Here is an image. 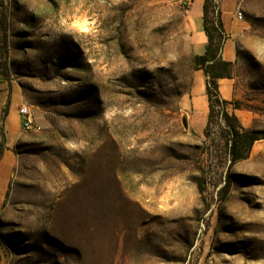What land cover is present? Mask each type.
I'll use <instances>...</instances> for the list:
<instances>
[{
    "label": "rangeland",
    "instance_id": "obj_1",
    "mask_svg": "<svg viewBox=\"0 0 264 264\" xmlns=\"http://www.w3.org/2000/svg\"><path fill=\"white\" fill-rule=\"evenodd\" d=\"M242 12L194 131L180 0H0V264H264V0Z\"/></svg>",
    "mask_w": 264,
    "mask_h": 264
},
{
    "label": "crops",
    "instance_id": "obj_2",
    "mask_svg": "<svg viewBox=\"0 0 264 264\" xmlns=\"http://www.w3.org/2000/svg\"><path fill=\"white\" fill-rule=\"evenodd\" d=\"M205 0H191L186 13L189 23V44L191 55H200L204 52L207 35L203 19ZM247 0H216L220 13L222 29L225 32L220 56L222 60L233 62L236 56L235 39L242 31V21L236 17L237 8L243 10ZM206 80L203 70L193 69L192 85L187 97L183 101V109L187 117V125L194 131H201L207 121L209 101L206 94ZM221 98L229 100L233 96L232 77H223L217 80ZM12 105V104H11Z\"/></svg>",
    "mask_w": 264,
    "mask_h": 264
},
{
    "label": "trees",
    "instance_id": "obj_3",
    "mask_svg": "<svg viewBox=\"0 0 264 264\" xmlns=\"http://www.w3.org/2000/svg\"><path fill=\"white\" fill-rule=\"evenodd\" d=\"M205 33L207 43L204 52L200 55H191L190 63L192 69L203 70L206 80V94L209 101V116L215 105L224 104L227 101L221 98L217 80L223 77H231L230 61L222 60L220 56L221 47L225 39V32L222 29L220 13L216 0H205L203 6ZM213 12L212 17L209 13ZM259 135L245 130L239 131L236 127L230 129L229 153L232 159L243 158L250 150L254 141Z\"/></svg>",
    "mask_w": 264,
    "mask_h": 264
},
{
    "label": "built area",
    "instance_id": "obj_4",
    "mask_svg": "<svg viewBox=\"0 0 264 264\" xmlns=\"http://www.w3.org/2000/svg\"><path fill=\"white\" fill-rule=\"evenodd\" d=\"M190 2L191 0H180V6L185 13L188 12ZM242 16H243L242 10L240 8H237L236 17L238 19H242ZM18 111H19V115L22 118V128L24 130L33 128L34 121L29 106H27L26 104H22L20 105Z\"/></svg>",
    "mask_w": 264,
    "mask_h": 264
},
{
    "label": "water",
    "instance_id": "obj_5",
    "mask_svg": "<svg viewBox=\"0 0 264 264\" xmlns=\"http://www.w3.org/2000/svg\"><path fill=\"white\" fill-rule=\"evenodd\" d=\"M182 123H183V126L186 128L187 127V123H186V118L185 117L182 118Z\"/></svg>",
    "mask_w": 264,
    "mask_h": 264
}]
</instances>
